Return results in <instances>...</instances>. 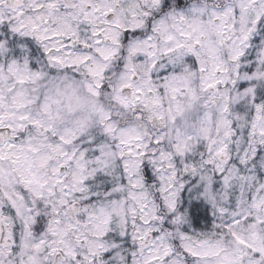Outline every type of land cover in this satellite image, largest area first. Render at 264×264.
<instances>
[{"label":"snow or ice","instance_id":"1","mask_svg":"<svg viewBox=\"0 0 264 264\" xmlns=\"http://www.w3.org/2000/svg\"><path fill=\"white\" fill-rule=\"evenodd\" d=\"M0 264H264V0H0Z\"/></svg>","mask_w":264,"mask_h":264}]
</instances>
